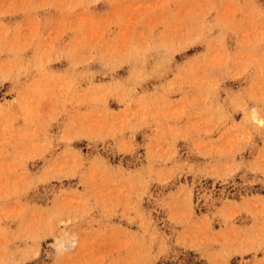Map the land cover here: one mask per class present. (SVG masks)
Returning <instances> with one entry per match:
<instances>
[{"label":"rangeland","instance_id":"rangeland-1","mask_svg":"<svg viewBox=\"0 0 264 264\" xmlns=\"http://www.w3.org/2000/svg\"><path fill=\"white\" fill-rule=\"evenodd\" d=\"M0 264H264V0H0Z\"/></svg>","mask_w":264,"mask_h":264},{"label":"bare ground","instance_id":"bare-ground-1","mask_svg":"<svg viewBox=\"0 0 264 264\" xmlns=\"http://www.w3.org/2000/svg\"><path fill=\"white\" fill-rule=\"evenodd\" d=\"M111 189V188H110Z\"/></svg>","mask_w":264,"mask_h":264}]
</instances>
